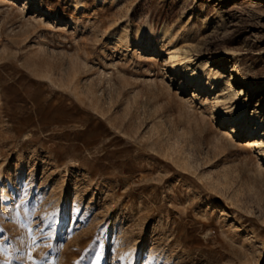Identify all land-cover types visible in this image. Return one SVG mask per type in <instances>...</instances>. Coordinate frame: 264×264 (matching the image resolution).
I'll return each mask as SVG.
<instances>
[{"label":"rangeland","instance_id":"obj_1","mask_svg":"<svg viewBox=\"0 0 264 264\" xmlns=\"http://www.w3.org/2000/svg\"><path fill=\"white\" fill-rule=\"evenodd\" d=\"M258 119L264 0H0V261L264 264Z\"/></svg>","mask_w":264,"mask_h":264},{"label":"snow or ice","instance_id":"obj_2","mask_svg":"<svg viewBox=\"0 0 264 264\" xmlns=\"http://www.w3.org/2000/svg\"><path fill=\"white\" fill-rule=\"evenodd\" d=\"M0 199L6 200V199H8V197H6L3 194V192H0ZM24 202H25L24 198H23V196H21L19 198V203H16L15 201H13V205L15 208L19 209L24 204ZM33 215H34V211L29 213V210L25 209V218L23 221L20 220L19 211H17L15 216L13 217L14 221L18 222V224L21 228L26 227L28 229V234H29L31 241H32V244H30L28 246L26 253L23 251L22 248H17V247H15V245H13V251L17 253L15 259L18 261V264H44L43 261H37L33 257V250L34 249H33L32 245L36 244V242H37V237L33 233L38 231L44 238L51 237L55 233V222L52 221L51 223H49V221L51 220V217H52V215H54V213H47V214H45V216L39 218L42 223L48 224V227L51 229V231H48V232H45V230L43 228H41L39 226V224H37L35 227L32 226V216ZM0 232H2V230H0ZM16 239L19 240V243L21 245L24 244V240L22 237H17ZM5 243L6 242H0V251H2L4 249ZM60 246H62V245H60ZM45 247L51 248L52 245L46 244ZM89 247L91 248V245ZM44 255L47 256L48 254L45 253ZM24 256H26V261L21 259V257H24ZM125 256L131 257L132 253L131 252L126 253ZM101 259H102V252L100 250H97V251H95L94 259L91 260V264H99ZM0 264H12V260L6 259L3 261H0ZM47 264H55V261L49 260V261H47ZM129 264H131V260H129Z\"/></svg>","mask_w":264,"mask_h":264},{"label":"bare ground","instance_id":"obj_3","mask_svg":"<svg viewBox=\"0 0 264 264\" xmlns=\"http://www.w3.org/2000/svg\"><path fill=\"white\" fill-rule=\"evenodd\" d=\"M146 47L147 46H145V49H146ZM148 48V47H147ZM149 49H150V47H149ZM148 50V49H147ZM146 51V50H145ZM147 52V51H146ZM205 64V63H204ZM207 76H208V78L209 79H212L213 80V83H215V82H217V78H216V76H215V74H217L218 73V71H217V69H208L207 71H205L204 72ZM225 78V77H224ZM224 80H226V79H224ZM216 84V83H215ZM180 85H181V83H180ZM201 90V87L200 86H198V85H196L195 86V92H198V91H200ZM216 111L217 112H221V109H219V106H217L216 107ZM240 113H236L234 116H238ZM245 119H243V121H244ZM234 121V120H233ZM261 121L262 120H260V119H258V120H256V121H254L255 123V125H254V127L253 126H250V125H245V127L247 128V130H248V136H251V135H253V134H255V137H257L258 136V138L259 139H261L262 138V136L264 135V126H263V124L261 123ZM251 122V121H250ZM244 123V122H243ZM240 124H242V123H239V125ZM238 125V124H237ZM255 132V133H254ZM264 143V141H262V140H260L259 141V144H263ZM1 192H3V194L6 196V197H8V192H7V190H6V188L4 187V188H2V190H1ZM1 200H5V199H1ZM8 200V199H7ZM6 200V201H7Z\"/></svg>","mask_w":264,"mask_h":264}]
</instances>
